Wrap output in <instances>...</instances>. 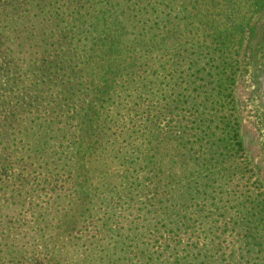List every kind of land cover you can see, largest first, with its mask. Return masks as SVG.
I'll use <instances>...</instances> for the list:
<instances>
[{"label":"rangeland","instance_id":"1","mask_svg":"<svg viewBox=\"0 0 264 264\" xmlns=\"http://www.w3.org/2000/svg\"><path fill=\"white\" fill-rule=\"evenodd\" d=\"M253 3L121 0L120 8L138 13L141 31L167 37V45L140 54L133 70L151 82L125 86L120 108L108 110L106 142L88 157L72 138L87 100L75 79L85 0H0V125L19 105L27 128L34 114L42 127L37 154L10 136L22 122L0 133V264H151L159 254L166 255L159 264H264V9ZM222 14L223 22L246 24L241 42L220 45L211 29L195 28L205 15ZM24 54L32 62L23 64ZM209 57L214 73L233 77L231 94L210 85L198 100L206 108L181 110L172 99L193 81H210ZM171 89L170 99H154ZM198 117L213 126L231 121L236 132L197 143L195 135L208 133L198 119L191 123ZM146 125L148 141L168 137L172 149L187 141L173 167L151 166L152 144L144 162L132 156L130 141ZM80 156L88 167L78 166Z\"/></svg>","mask_w":264,"mask_h":264},{"label":"trees","instance_id":"2","mask_svg":"<svg viewBox=\"0 0 264 264\" xmlns=\"http://www.w3.org/2000/svg\"><path fill=\"white\" fill-rule=\"evenodd\" d=\"M121 0H85V14L81 17L83 21L81 22L78 30L76 32V39L79 44V54L77 56V71L75 73L76 85L83 90L87 100L84 102V106L78 114V117H74L76 121L74 128L73 146L75 152L77 151L80 155L92 156L93 153L98 152V145L102 146L106 142L107 137V124L112 122L107 113L109 109L118 110L120 108L119 104L116 102L119 99L121 93L125 90V86H135L136 81L151 82L150 80L140 76L138 70L135 72L133 69L135 66L138 67V61L140 58L145 57V55H140L141 53H150L159 48H164L167 45V37L159 38L150 29L138 28V13L135 14L128 13L124 8H120ZM253 5L260 10L264 9V0H254ZM205 20L201 22H196V29L201 24L211 29L213 35L215 34L216 40L221 41L220 45L226 42H232L234 38H237V43L243 40L244 25H246L242 20H232V21H221L224 20V16L218 15L210 17L208 15L204 16ZM155 24L159 26L160 30L163 29L166 24L163 22L162 18H156ZM25 27V24L23 25ZM225 26V29H224ZM47 28V25H44ZM13 29L12 27L8 28ZM15 48L21 50L24 46V40L20 41L18 38L15 41L12 40ZM23 54V53H22ZM23 64L27 62H32L34 56L29 54H24ZM209 69L212 70L211 74H208L210 81L205 82L203 79H198L200 83L196 84L193 81L189 84L188 88L181 89V91L174 96L172 99L173 103H180L183 105L181 110L193 108L198 109L197 106H202L206 108V102L204 99L198 101L201 97V92L219 90L220 94H225L228 92L230 85L229 82H233V77H231L227 71L222 75L218 76L220 73H214L212 67V59L209 57ZM35 64V63H34ZM227 64V63H221ZM220 64V65H221ZM219 65V64H218ZM36 65L30 67L27 65L24 69L31 71ZM214 66V65H213ZM30 69V70H29ZM123 73L130 74V79L122 80ZM33 77V76H32ZM38 81V82H37ZM34 85L39 86L42 83V76L37 77ZM210 85H213L211 89ZM190 87H192L190 89ZM208 88L210 90H208ZM36 91L38 90L35 88ZM26 92V90L24 89ZM35 92V90L33 89ZM175 90L171 89V94L168 96L163 93H158L154 96V99L159 101H165L172 97ZM193 95V96H192ZM210 95L206 94L205 97L209 98ZM27 108L33 106V104L25 105ZM14 109V110H13ZM12 109V116H7L5 121L0 125V133L13 121H20L23 125H19L18 129L14 130L10 136L18 140L19 144L26 149L27 152L37 154L41 150V137H42V127L37 124L39 120L38 115L34 114L33 119L30 121L29 126H26V119L23 118L22 114L26 109L19 110V105L14 106ZM31 112V111H29ZM201 116V114H200ZM200 121V124H205L207 131L200 130L201 132H208L207 134L195 135L197 138V143H202V139H208L215 136V134L226 133V136L231 135L232 132H236V125L231 121H218L217 126H213V120L204 121L203 118L198 117L195 119ZM145 130L147 132L138 133L130 141L133 152V157L138 158L140 155L141 162H144L145 158L148 156V152L152 153V144L154 149V161H152L151 166L160 167H173L171 158L175 150L180 151L184 148V144L187 141L182 138L177 142V148L172 149L169 142H174L168 137H162L158 139L155 137L154 141H148L150 130L153 129L146 125ZM184 128V127H182ZM194 128L193 125L191 127ZM200 127H198L199 130ZM41 133V134H40ZM153 134V133H151ZM159 135V134H157ZM110 136V133H108ZM160 136V135H159ZM167 136V135H164ZM194 137V138H195ZM236 143V146H239ZM79 162V167L85 166L86 162L82 160L81 156L77 159ZM198 163V162H197ZM195 164V163H194ZM197 166V165H195ZM194 166V167H195ZM200 179L203 181H212L214 179L213 175H205ZM202 194L205 193V188H202ZM80 194V191L78 192ZM249 254L250 252L247 251ZM76 255L79 254L77 250ZM152 259L149 260L151 264H159L162 259L166 258V255H158L156 257L151 256ZM78 263V259L75 260ZM84 263V261L82 262ZM175 264H182L179 260ZM195 264H198L197 260Z\"/></svg>","mask_w":264,"mask_h":264}]
</instances>
